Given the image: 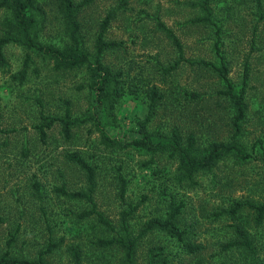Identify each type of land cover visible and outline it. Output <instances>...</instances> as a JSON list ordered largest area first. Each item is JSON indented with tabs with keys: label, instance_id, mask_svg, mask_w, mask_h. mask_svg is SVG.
Returning a JSON list of instances; mask_svg holds the SVG:
<instances>
[{
	"label": "rangeland",
	"instance_id": "1",
	"mask_svg": "<svg viewBox=\"0 0 264 264\" xmlns=\"http://www.w3.org/2000/svg\"><path fill=\"white\" fill-rule=\"evenodd\" d=\"M60 1L35 0L28 11L34 19L32 36L43 45L68 42ZM75 2L90 55L83 67L57 69L48 56L18 42L4 49L0 258L42 256L50 264H76L73 252L79 247L81 264H126L120 244L100 241L128 233L138 239L135 264H264V224L254 225L249 206L235 217L228 211L237 201L264 202V0H210L211 21H198L205 15L202 0ZM110 14L104 39L120 46L104 53L102 62L111 76L100 101L90 84L97 38ZM160 23L178 37L191 61L219 64L220 39L231 81L238 90L246 83L247 117L238 143L247 159L229 154L210 170L181 180V159L170 146L174 132L184 141L193 134L198 154L193 153L199 156L212 142L232 141L235 111L221 93L226 87L217 72L185 61L167 71L179 51ZM13 29L11 10L0 9V37ZM153 89L161 99L146 123L147 138L141 124ZM67 113L72 119L97 113L99 123L76 126L66 139L57 121L42 141L35 126L44 122L43 116ZM75 152L96 169L94 199L111 227L83 216L90 203L60 191H87L86 172L69 158ZM120 177L126 181L124 194ZM171 204H183L178 225L186 230L184 241L160 229L145 231L152 218L167 216ZM239 224L253 235L254 253L223 249L238 239ZM186 243L204 249L190 253Z\"/></svg>",
	"mask_w": 264,
	"mask_h": 264
},
{
	"label": "trees",
	"instance_id": "2",
	"mask_svg": "<svg viewBox=\"0 0 264 264\" xmlns=\"http://www.w3.org/2000/svg\"><path fill=\"white\" fill-rule=\"evenodd\" d=\"M76 0H61L59 4V10L62 12L65 22L68 26V42L62 47H56L53 45H43L37 42L32 36V29L34 27V19L32 16L28 15V11L35 7V0H0V9L11 10L13 14V24L14 29L8 30L5 35L0 37V64L6 62L4 49L5 47L12 43L18 42L21 45L27 47V49H34L40 53L48 56L55 63L57 69H74L77 67H83L90 62V55L84 47V43L81 36V22L79 20V9L80 5L76 4ZM91 0H86L89 2ZM210 0H202L201 7L205 11V15L198 19V21H211V9L209 6ZM261 3V0H258ZM112 14H110L102 25L101 32L97 38L96 42V55L94 63L95 68L93 69V81L90 84L92 90L98 91V99H102L107 93V81L111 76V73L105 68L102 59L106 49L116 48L120 46L117 42H107L104 39V33L109 24ZM161 27L167 32V35L171 37L178 47L179 59L174 65L170 66L167 71L175 69L181 62H189L192 65H200L209 68L220 76L225 84V90L221 93L230 100L231 105L235 111L233 118L234 133L232 135L231 142H212L210 146L206 149L204 154L195 155L193 152L197 151L195 144L196 138L193 134L189 135L187 141L180 136V134L175 131L173 144L170 145L173 153H177L181 159L182 165L179 166L181 171V180L190 179L193 177L194 173L199 170H210L216 163L223 159L226 155L234 154L243 159H247L248 153H245L241 145L238 143V139L242 134V123L247 117V104L245 99V89L246 83L243 84L242 88L238 90L229 77V69L226 64L224 57L220 54L219 40L216 44L217 53L220 55V63L209 62L206 60L191 61L184 56V50L182 44L178 37L173 34L163 23H160ZM30 53L27 54V60H30ZM24 73H21L23 77ZM246 78V76H245ZM123 93V92H122ZM118 95H121L120 92ZM150 105L149 114L145 122L141 125L145 137H149L147 132L146 123H148L155 113L156 105L161 99V95L158 94L156 90H152L150 93ZM101 101V100H100ZM69 113V110H68ZM66 114L65 117H49L43 116L44 122L36 125L35 128L39 132L42 141H46L48 137V131L51 129L57 121L62 124V133L66 139L72 137V130L74 127L82 125L88 121H97L99 123L98 114H92L86 118H75L72 119L70 114ZM184 143V145H183ZM186 144V146H185ZM196 153V152H195ZM198 154V153H196ZM252 156V155H251ZM69 158L76 162L85 172L88 182L87 191H75L69 192L65 188H60V191L71 198L74 199H84L86 202L90 203L92 208L85 211L83 216H95L99 219L102 224L111 227L110 221L98 210L97 203L94 199V194L97 187L96 182V169L88 163V161L78 153L70 154ZM122 181V193L125 192L126 181L124 178L120 177ZM183 204L175 205L171 204V209L165 218L155 217L147 222L145 231L152 229H160L172 237H175L181 241H184L186 230L181 229L178 225V217L181 214ZM246 206L251 208V221L256 226H261L264 224V202H240L237 201L228 210L232 217H235L242 209ZM128 229V228H126ZM236 232L238 239L228 242L223 245L224 250H228L233 247L244 248L247 251L254 253L256 246L254 243L253 235L248 232L246 228L242 225H236ZM100 243L103 245H112L114 243L120 244L123 249H125L126 264H135V253L137 249V238H131L127 233L126 236H121L116 240H101ZM185 248L190 253H200L204 249L203 246L198 244H188L186 243ZM76 264H81L80 261V248H76L73 252ZM0 264H50L45 261L42 256L36 260H23L12 258L8 256H3L0 258Z\"/></svg>",
	"mask_w": 264,
	"mask_h": 264
}]
</instances>
